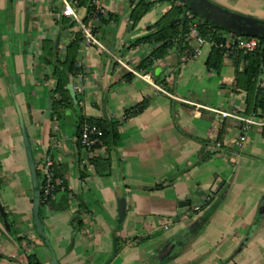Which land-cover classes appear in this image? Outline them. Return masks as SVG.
<instances>
[{
	"label": "crops",
	"instance_id": "crops-1",
	"mask_svg": "<svg viewBox=\"0 0 264 264\" xmlns=\"http://www.w3.org/2000/svg\"><path fill=\"white\" fill-rule=\"evenodd\" d=\"M78 1L0 0V202L11 225L0 221V264L52 259L33 226L20 115L39 181L48 156L64 181L41 208L59 264H264V112L238 85L236 59L209 69L212 46L190 35L154 53L168 0H147L137 23L139 0L82 3L78 20L64 16ZM210 1L264 20V0ZM59 76L72 106L55 107ZM80 116L117 125L115 143L93 153L110 159L107 176L85 165Z\"/></svg>",
	"mask_w": 264,
	"mask_h": 264
},
{
	"label": "trees",
	"instance_id": "trees-1",
	"mask_svg": "<svg viewBox=\"0 0 264 264\" xmlns=\"http://www.w3.org/2000/svg\"><path fill=\"white\" fill-rule=\"evenodd\" d=\"M172 2V9L165 16V19L159 22V29L156 34L152 35L157 38L158 41L161 42V45L157 48L154 53H163L167 48L171 47L173 44L178 43L182 44L186 42L187 37L191 31V23L192 19L188 16V12L190 11L187 5H175V2H180V0H168ZM82 3L89 5V0H79L76 2L77 6H80ZM152 2L147 0H139L138 4L131 11V19L137 23L142 19V17L148 13L151 9ZM92 9L93 7L89 5ZM195 15V14H194ZM196 16V15H195ZM199 17V16H196ZM201 18V17H199ZM178 19L177 22L171 23L173 20ZM220 28L214 26L211 23L206 22L202 19V24L199 26V34L204 37L209 43H213L211 53L206 61V65L209 69H213L216 71H220L223 67L226 59L225 49L220 48L221 39L219 37ZM148 38V37H147ZM262 44H264V39H261ZM234 58L236 59V66L238 68V85L244 89L250 97H253L254 104L253 110L257 112L261 110L264 112V85L261 84V78L264 67V47L258 49L254 53H243L242 51H238L235 53ZM240 63L244 64V67L241 71H239ZM69 72L77 73L78 68L75 65L74 60H71L69 63ZM67 84V80L63 79L61 76L58 77V82L56 86V92L60 94L61 99L56 102L55 107L57 108L59 105L64 107H69L73 105V102L69 96V92L65 89ZM85 122L81 116L79 117L78 124V135L79 128L81 124ZM87 122L91 124L98 125L104 135L103 141L105 145L115 143L118 138V132L116 128V124L114 123H105L104 121L98 120H87ZM91 164L94 165L96 171L103 175L107 176L110 173V159L108 157H93L90 160ZM39 176V173H38ZM55 177L57 178L56 174ZM64 185V181L62 186ZM61 186V187H62ZM58 188V191L61 189ZM57 191V192H58ZM67 200V193L64 192L62 195V199L60 201ZM53 203L51 199H45L42 192V201L41 208L46 203ZM41 216V211H40ZM0 221H2V217L0 215ZM21 240V239H20ZM4 255L0 253V258H3ZM28 264H42L39 259L35 255H29L27 258Z\"/></svg>",
	"mask_w": 264,
	"mask_h": 264
},
{
	"label": "built area",
	"instance_id": "built-area-1",
	"mask_svg": "<svg viewBox=\"0 0 264 264\" xmlns=\"http://www.w3.org/2000/svg\"><path fill=\"white\" fill-rule=\"evenodd\" d=\"M98 0H89V5L93 8L97 6ZM77 4L66 3L63 10V15L69 17L73 20H78V14L76 12ZM96 13L99 16H103V12L97 9ZM188 16L192 19L191 31L189 33L190 37L196 38L200 46L205 45L208 41L199 34V26L202 24V18L196 17L194 13L189 11ZM219 37L221 39L220 48L225 49L226 57H234L235 53L242 51L243 53H254L258 49L264 47L261 39L256 37H249L244 35H239L233 32L221 30L219 32ZM209 43V42H208ZM213 46V43H210ZM196 53H201V48L196 49ZM78 68V77H81L80 67ZM261 84L264 85V67L261 78ZM103 131L96 125L91 124L87 121L83 122L79 128L78 142L80 147L86 153V166H91L90 160L93 158V153L100 149H106L107 146L103 141ZM246 137L242 136L239 139V146H242L245 142ZM220 146V143L217 144ZM54 161L51 156L46 157L43 168H42V178L40 180L41 192H43L45 199H52L57 194L58 188L62 186L63 181L55 177L53 171ZM202 210L201 206H196L194 208L195 212H200ZM168 229V226H165Z\"/></svg>",
	"mask_w": 264,
	"mask_h": 264
},
{
	"label": "water",
	"instance_id": "water-1",
	"mask_svg": "<svg viewBox=\"0 0 264 264\" xmlns=\"http://www.w3.org/2000/svg\"><path fill=\"white\" fill-rule=\"evenodd\" d=\"M184 5H187L189 10L196 16L201 17L206 22L213 24L221 30L233 32L239 35L256 37L264 39V20L245 16L237 12L225 9L210 0H180ZM174 20L171 23L177 22ZM20 124L25 141L26 151L29 160V166L31 171V178L34 190L33 198V226L37 235L44 241L48 248L52 251V259L50 264H59L55 252L51 246L50 240L47 236L45 224L40 216L42 192L40 181L38 178V172L33 157L32 146L26 131L25 123L20 115ZM126 214V200L124 198L119 200V222L124 219ZM0 215L4 223L5 228L11 232V225L8 220L6 211L0 202Z\"/></svg>",
	"mask_w": 264,
	"mask_h": 264
}]
</instances>
